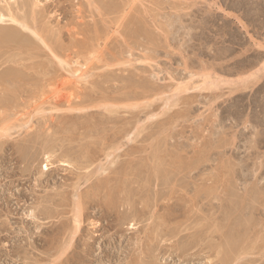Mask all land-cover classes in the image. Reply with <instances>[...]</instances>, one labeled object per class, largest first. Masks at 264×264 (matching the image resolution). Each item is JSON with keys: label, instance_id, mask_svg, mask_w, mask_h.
I'll return each mask as SVG.
<instances>
[{"label": "rangeland", "instance_id": "obj_1", "mask_svg": "<svg viewBox=\"0 0 264 264\" xmlns=\"http://www.w3.org/2000/svg\"><path fill=\"white\" fill-rule=\"evenodd\" d=\"M1 7L0 264H264V0Z\"/></svg>", "mask_w": 264, "mask_h": 264}, {"label": "bare ground", "instance_id": "obj_2", "mask_svg": "<svg viewBox=\"0 0 264 264\" xmlns=\"http://www.w3.org/2000/svg\"><path fill=\"white\" fill-rule=\"evenodd\" d=\"M9 6V5H8ZM6 7V6H5ZM4 7V8H5ZM3 7H1V9H0V29L1 28H4L5 26H7L8 28H9V26L11 27H13V26H15V28L16 27H21V28H23L22 30L23 31H25L26 29H31V28H29V27H27L28 26V24L26 23H24L25 22V20H23L24 22L22 23V21H19V19L20 18H18L19 16L18 15H15V14H13L12 15V9H11V11L8 9V11H9V13L8 14H10V19H8L7 18V16L5 15V12L3 13L1 10H4V9H2ZM10 8V7H9ZM6 10V9H5ZM6 13H7V11H6ZM34 13V12H33ZM7 14V15H8ZM15 15V17H17V18H15V17H13ZM27 25V26H26ZM27 27V28H26ZM20 28V29H21ZM26 28V29H25ZM6 29V28H5ZM1 31V30H0ZM34 31V30H33ZM37 31V30H36ZM22 32V31H21ZM4 33V32H3ZM32 33V32H31ZM35 33V32H34ZM1 34H2V32H0V37H1ZM9 34V33H8ZM8 34L6 35V36H8ZM27 34V33H26ZM37 34V33H36ZM40 34V33H39ZM3 35V34H2ZM24 35V34H23ZM27 36V35H26ZM40 36V35H39ZM3 37V36H2ZM1 37V38H2ZM6 38V37H5ZM19 40H20V38H19ZM24 43V42H23ZM1 44H3V43H1ZM17 44H19V43H17ZM24 46V45H23ZM27 46V45H26ZM22 47V46H21ZM200 85H202V84H200ZM206 85H208V84H206ZM213 85V84H212ZM179 88H178V90H182V89H184L185 87H187V86H184L182 89H180V86H178ZM197 87V86H196ZM195 87V88H196ZM198 87H200V86H198ZM203 88L205 87L204 85L202 86ZM201 88V87H200ZM206 88H208V87H206ZM188 89V88H187ZM184 92V91H183ZM130 137V136H129ZM128 138V137H127ZM132 140V139H131ZM130 141V140H129ZM109 155V154H108ZM110 155H112V154H110ZM106 157H108V156H106ZM104 170V169H103ZM78 204H80V203H78ZM80 212V211H79ZM77 213V212H76ZM80 216H81V214H80ZM76 223H80V219H79V215H77V217H76ZM75 226H76V224H75ZM76 231V230H75Z\"/></svg>", "mask_w": 264, "mask_h": 264}, {"label": "snow or ice", "instance_id": "obj_3", "mask_svg": "<svg viewBox=\"0 0 264 264\" xmlns=\"http://www.w3.org/2000/svg\"><path fill=\"white\" fill-rule=\"evenodd\" d=\"M262 47H264V45H261Z\"/></svg>", "mask_w": 264, "mask_h": 264}]
</instances>
